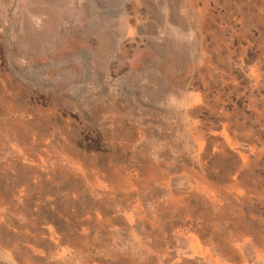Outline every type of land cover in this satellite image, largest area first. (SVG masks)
I'll return each instance as SVG.
<instances>
[{"label":"rangeland","instance_id":"obj_1","mask_svg":"<svg viewBox=\"0 0 264 264\" xmlns=\"http://www.w3.org/2000/svg\"><path fill=\"white\" fill-rule=\"evenodd\" d=\"M0 264H264V0H0Z\"/></svg>","mask_w":264,"mask_h":264}]
</instances>
